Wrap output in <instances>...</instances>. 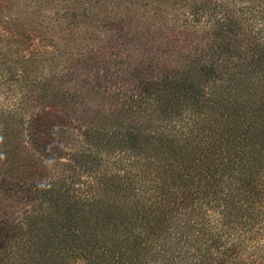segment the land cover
Wrapping results in <instances>:
<instances>
[{"label": "trees", "instance_id": "obj_1", "mask_svg": "<svg viewBox=\"0 0 264 264\" xmlns=\"http://www.w3.org/2000/svg\"><path fill=\"white\" fill-rule=\"evenodd\" d=\"M169 4L186 5L182 23L208 16L215 24H245L255 39L250 65L256 61L254 50H264V0H0V264H102L109 254L114 264H123L126 253L135 256L151 238V228H129L127 189L116 173H106L113 163L101 155L140 149L145 138L130 122L127 107L144 97L159 103L169 84L159 89L163 79L146 78L129 90L117 89L114 80L127 74L116 70L112 75L105 64L113 58V66L118 65L121 53L129 50L134 22L148 34L171 33L179 17L169 13ZM216 38L207 37L203 51L190 52L179 64L212 55ZM229 49L223 45L218 53ZM214 68L202 63L197 71L208 80L217 76ZM259 95L257 110L264 114V91ZM211 107L210 102L206 109ZM224 116L231 118L227 112ZM242 116L244 125L262 129L256 114ZM226 124L214 128L201 145L206 165L214 161L216 171L231 169L224 180L230 190L223 197L213 195L203 212L210 240L223 248L218 247L219 264H264V204L260 207L254 195L234 200L263 177L264 134L255 131L252 136L263 147L249 150L257 144L233 134L235 122ZM165 138L164 133L146 136L148 144L153 140L162 152H173ZM180 240L167 241L162 262L155 263L152 255L149 263L174 264L170 260L177 249L172 248L183 245L167 243ZM184 244L193 253L199 249L197 257L209 249ZM184 253L182 260L191 257ZM199 264H209V257L203 255Z\"/></svg>", "mask_w": 264, "mask_h": 264}, {"label": "rangeland", "instance_id": "obj_2", "mask_svg": "<svg viewBox=\"0 0 264 264\" xmlns=\"http://www.w3.org/2000/svg\"><path fill=\"white\" fill-rule=\"evenodd\" d=\"M168 7L171 15L179 17L177 26L171 33L148 34L140 23L134 22L135 24L129 27L132 35L130 46L127 48L129 50L117 56H120L118 65L113 66V58L110 63L105 64L107 71L112 75L116 70L127 74L123 80H114L115 85L112 86L117 89L123 87L129 90L146 78L150 81L156 78L154 83L163 79V82L157 85L159 89L165 83L169 84L161 93L159 103L154 98L144 97L127 107L130 122H134L133 125L138 127V134L145 138L140 149H114L103 151L101 155L102 160L113 163L108 165L106 173H116V176H119L117 181L127 189L125 196L129 198L125 205L129 203L132 210L128 216L129 228L136 232L146 228L153 231L151 238L145 239L134 253L135 256L126 253L122 263L153 264L149 262L154 255L157 256L155 263H160L161 257H165V253L161 252L162 246L169 240L182 238V241L167 243L172 247L180 242L179 246L183 245L182 249L172 248L177 249L174 252L175 257L170 260L172 263L199 264L205 255L209 257V264L211 261L212 264H219L223 248L219 243L210 240V228L203 212L213 195L223 197L230 190L229 183L224 180L226 173L231 169L227 172L216 171L214 161L206 165L203 161L206 159V151L201 152V145L214 128H221L227 121H232L235 122L233 129H237L232 131L233 134H244L247 140L257 144L248 147L249 150L263 147L258 145L252 135L255 131L264 134L261 122L264 121V114L257 110L261 99L259 93L264 91V50L260 47L254 50L256 61L250 65L253 51L251 48L255 39L249 28L243 27L245 24L242 27H231L221 22L215 24L208 16L200 22L193 19L182 23L180 14L186 9V5L169 4ZM216 36L218 38L214 40L215 51L212 55L204 53L201 62L195 61L191 65L186 66L184 62L179 64L190 52L203 51V42L207 37ZM258 39L259 37L256 40ZM223 45L229 46L230 49L218 53ZM202 63H214V73L217 76L203 80L205 77L197 71ZM99 73H102V70ZM210 102L212 107L206 109ZM235 108H238V112ZM226 112L231 118L224 116ZM243 114H256L260 121L258 126L262 129L244 125L241 122ZM160 133H164L165 139L171 142L173 152H162L154 146L153 140L148 144L146 136L155 137ZM202 148L204 149V146ZM260 153H264V150ZM259 166V170L263 172L261 181L252 188L243 187L240 190L242 194L234 196L235 201L254 195L257 204L262 207L264 163L259 161ZM236 171L241 172L238 169ZM83 176L89 179L87 174ZM171 176L175 180L169 182L167 178L172 180ZM226 180L229 182L228 178ZM245 180L243 177V181ZM235 181L232 177L231 188ZM185 241L196 247L207 244L209 249L205 253L201 251L202 255L197 257L195 254L199 249L193 253L194 248L186 247ZM185 251H189L191 257L182 260L187 256ZM102 264H114L113 256L107 255Z\"/></svg>", "mask_w": 264, "mask_h": 264}]
</instances>
